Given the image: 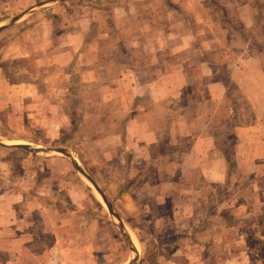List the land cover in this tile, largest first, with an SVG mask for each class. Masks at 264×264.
I'll return each mask as SVG.
<instances>
[{"label": "rangeland", "instance_id": "374dc122", "mask_svg": "<svg viewBox=\"0 0 264 264\" xmlns=\"http://www.w3.org/2000/svg\"><path fill=\"white\" fill-rule=\"evenodd\" d=\"M159 1L62 0L37 7L34 12L52 7L51 10H59L55 12L57 15H71L70 21L64 23V26L73 32L87 31V83H82L84 87H80V72L73 69L72 91L68 97L62 96V100L58 101L53 109L57 117L56 122L44 116L49 110L47 101L31 102L33 91L23 90L24 94H29L26 97L29 101L23 107L27 115L23 121L21 118L11 119L6 130L2 131H7L6 134L14 138H11V141L2 139L14 142L17 141L15 135H21L23 140L28 141L25 143L31 145L64 148L71 151L83 166V158L86 159L85 149L79 145L80 134H74L83 121L79 117L80 110L89 113L90 118L100 108L101 112L110 116L109 124L113 128L118 129L120 123L119 120H114L116 113L120 111L118 98L113 99L108 106L97 103L98 86L103 83L116 84L114 89L110 90L111 94H124L128 100L130 89L127 84H118L120 78H128L127 69L124 70L128 61L140 65V72L146 76L160 71L168 72L176 65H182L176 61L175 56L187 47L185 43H177L174 35L169 34L166 39L159 37L158 41L153 40L150 46L141 45L144 43L141 31L151 29L143 17H146V21H157L152 23L153 30L160 25L158 15L164 14L160 11ZM190 1L194 5L202 1L198 12L191 11V14H194L191 17L192 27L197 29L199 45L201 43V46L206 48L214 61V67L217 66L221 70L212 73L203 68L188 70L187 64L184 63V79L189 80L181 89L183 104L179 103L183 107L184 131L179 137V144L174 145L184 149V153L177 156L176 152H172V160L168 154L155 164L149 162L144 171L137 172L132 177H127L126 171L122 169L117 170L110 183L103 186L110 197L105 191L104 193L133 235L137 251L134 264H264V158L257 159V164L237 163L234 157L233 134L235 124L264 120V0ZM192 8L195 10L194 6ZM32 14L33 12L26 14L21 21L18 20L14 24L26 22ZM191 14L184 13L183 16ZM138 15L141 16L140 20ZM166 15L162 19L163 22L167 20ZM3 18L4 16L0 15V19ZM74 41L80 40L73 39ZM149 49L153 52L151 62H154L144 64L141 61ZM12 51H16L15 47ZM3 53L1 58L4 61L0 63L11 65L12 73L8 74L10 78L15 79V74H19V79L32 80L34 66L29 58L33 54L17 61L12 57L15 54L5 51ZM184 54H188V50H185ZM246 56L251 58V63L257 64L250 72L253 80L260 79L256 90V103L246 96V72L233 71V67H239L240 59ZM212 79L224 81L225 95L213 103L204 99L198 107L197 96H206L202 85ZM79 92L84 97H79ZM171 103L174 106V102ZM11 110V105L6 104V114ZM64 113H69L71 118H63ZM85 121L90 124L89 119ZM64 123H67V129L62 128L60 133H57L59 137L53 142L48 140L45 144L37 143L35 127L39 128V124H61L62 127ZM209 125L213 131L215 145L226 160L225 176L221 182L215 184L203 180L208 163L213 161V156L215 159L219 157L214 150L211 152L212 156L207 157V153L211 154L206 150L209 140L205 128ZM189 146H194L196 152H186V149H190ZM8 148L9 150H0L16 160H43L53 157L69 160L57 153H34L26 149L12 153L10 148L13 147ZM205 156L206 160H203ZM179 157L181 158L178 163L184 158L185 171L177 167V164L168 165L175 164ZM68 162L71 163L70 160ZM71 166L74 174H78L87 184L85 194H92L94 206L88 196L82 201L74 198L76 203L69 200L71 205L78 208H72V222L68 225L71 238H59L50 246L32 248L35 254L40 256L35 264H125L131 256L129 242L118 224L110 217L96 191L81 177L72 163ZM56 167L60 168L58 164ZM37 169L42 170V167ZM8 170L9 173H14V169ZM128 178L130 180H127ZM159 179L162 182L158 181ZM165 179L169 181L165 183ZM68 182L71 188L79 187L73 180L71 182V179L64 182L65 185L69 186ZM48 186L50 191L56 193L59 184L54 182ZM85 205L88 206L87 211ZM89 208H93L95 214H91ZM94 215L102 216L101 220L108 223L103 233L109 242L103 243L104 246L98 247L94 253H89L91 255L85 260V248H81L83 243L79 237L84 233L82 227L86 220L96 219Z\"/></svg>", "mask_w": 264, "mask_h": 264}, {"label": "crops", "instance_id": "0c3cea01", "mask_svg": "<svg viewBox=\"0 0 264 264\" xmlns=\"http://www.w3.org/2000/svg\"><path fill=\"white\" fill-rule=\"evenodd\" d=\"M37 1L40 0H0V15L4 16L3 19H0V23L35 5ZM159 3L160 11L164 15L167 14L165 17L167 20L163 22L164 15H158L160 25L153 30L152 23L157 21L149 19L146 21L144 16V22L150 25L151 29L141 31L144 41L141 45L150 46L151 42L158 41L159 37L166 39L169 34L174 35L175 41L181 45L185 43V47H187L185 50H188V54H184L185 50H183L178 52L181 54L175 56L176 61L182 65H176L173 68L175 70L160 71V73L146 76L140 72V65H136L134 61H128L125 69L123 68L127 69L128 78L119 77L120 81L118 82V84H127L130 89L128 100L124 94L119 93L115 96L111 94L110 90L114 89L116 84L103 83L98 86L97 103L100 102L108 106L113 99L118 98L120 111L114 118V120L120 121L118 129L109 124L110 116L101 112L100 108L90 118L89 113L82 110L79 112V117L83 121L80 122L79 129L74 134H80L79 145L85 149L86 159L83 158V166L103 191H105L104 184L110 183L112 175L117 170L122 169L126 171L127 177H132L137 172L144 171V167L149 165V162L155 164L168 154L172 160L174 157L172 152H176L177 156L184 153V149L174 147L179 144V137L184 131L183 107L181 106L184 96L180 93L189 81L188 78L184 79L186 75L185 68H183L184 63L187 64L188 70L189 68H203L211 73L218 69L221 70L217 66L214 67V61L206 48L202 47L201 43L199 45V40L196 37L197 29L192 27L191 17L194 14H191V11L198 12L202 1L195 5L190 0H160ZM169 6L170 9H168ZM51 8L47 7L33 12L30 18L25 20L26 22H21L20 25L16 23L0 31V61H4L1 58L4 51L15 54L12 57L17 61L33 54L29 59L34 66L32 80L25 81L19 79V74H15V79L10 78L8 74L12 73L11 65L0 63V138L7 140L14 138L6 134L7 131L2 130H6L11 119L21 118L23 121L27 115L23 107L29 101L26 98L29 94H24L23 90L31 89L33 91L31 102L47 101L49 110L44 116L56 122L57 117L53 109L55 104L62 100V96L70 95L73 69L80 72V87H84L82 83H87V31L73 32L69 27L64 26V23L69 22L72 16L57 15L55 12H59V10H55V8L51 10ZM184 13L191 15L183 16ZM138 19H141L140 15H138ZM73 39L80 41L73 42ZM13 47L16 51H12ZM157 48L159 49V47ZM152 53L151 49L145 52L141 62L150 63ZM240 60V66H234L233 71L246 72L244 87L246 96L256 103L258 97L256 90L260 79L253 80L250 77V72L257 67V64L252 62V65L249 56ZM202 86L206 96L204 98L200 95L197 96L198 107L204 99L213 103L221 100L225 95L224 81L212 79L203 83ZM11 88H13L12 91H10ZM78 96L84 97L81 92L78 93ZM171 101L174 102V106L172 103L170 104ZM6 104H10L12 107V110L7 114L5 112ZM62 117L71 118L69 113L68 115L64 113ZM87 119L90 124L85 121ZM157 119L159 120L155 121ZM38 127H35L37 143L45 144L48 143V140L53 142L56 137H59L57 133L59 134L62 128L67 129L68 125L64 123L61 127V124L57 126L39 124ZM233 127L234 157H236L237 163L248 165L254 162L257 164V159L264 158V120L241 123V125L235 124ZM205 129L209 140L206 150L209 153L214 150L216 155L219 154V157L215 159L213 156V161L208 163L203 180L215 184L221 182L225 176L226 160L215 145L210 125ZM15 136L17 141L14 142H28L23 140L21 135ZM189 147L190 149H186V152H196L197 149L195 150L194 146ZM1 148L9 150L4 146H0ZM10 149L14 153L13 151H20L22 148L13 147ZM8 155L0 150V264H35L40 256L36 255L32 248L50 246L59 238H71L72 234L69 232L68 225L72 222V208H76V210L78 208L76 205H71L69 200L76 203L74 198L82 201L88 196L89 199H92L93 206L95 201L92 194H85L88 189L87 184L81 180L78 174H74L69 160L56 157L43 160L36 158L16 160ZM81 156L83 155L81 154ZM211 156L212 153L209 155L207 153V157ZM180 158H177L175 164L168 165L175 166L177 164V167L185 171L184 158L182 162L178 163ZM203 160H206V156ZM57 164L60 168L56 167ZM39 167H42V170L38 171ZM8 169H14V173H9ZM70 179L71 182L73 180V183H76L75 185H79L77 189L71 188L69 182V186L65 185L64 182ZM123 181L125 182V178ZM158 181L162 182L161 179ZM168 181L165 179V183ZM54 182L59 184L56 193L50 191L48 186ZM105 193L107 194L106 191ZM108 197L110 196L108 195ZM79 204L82 205L83 202H79ZM85 209L87 211L88 206L85 205ZM89 210H91V214H95L93 208H89ZM94 216L96 219L86 220L82 227L84 233L79 237L80 242L83 243V245L80 244L81 248H85L84 253L87 256L85 260H88L91 255L89 253H94L98 247L104 246L103 243L109 242L103 233L108 223L101 220L102 216Z\"/></svg>", "mask_w": 264, "mask_h": 264}, {"label": "water", "instance_id": "95a60500", "mask_svg": "<svg viewBox=\"0 0 264 264\" xmlns=\"http://www.w3.org/2000/svg\"><path fill=\"white\" fill-rule=\"evenodd\" d=\"M55 1H62V0H43V1L36 3L35 5H33L31 7L26 8L25 10L16 14L15 16L10 17L7 20L1 22L0 23V31L3 30L4 28L14 24L18 20L22 19L26 14H30V13L34 12L37 7L45 6V5L49 4L50 2H55ZM0 146L22 148V149H26V150H28L30 152H34V153H37V152L57 153V154H60L62 156L67 157L71 161V163L73 164L75 169L78 171V173L81 175V177L83 179H85L87 181L88 185L96 191L101 202L103 203V206L108 211L110 217L118 224V227L120 228V230L122 231V233L126 237L127 241L129 242L130 252H131L130 255L131 256H130V259L128 260V262H126L125 264H134L135 263V261L137 260V251H136L134 243L132 241L131 232L129 231L127 225L125 224V222L123 221L121 216L114 209V207H113L112 203L110 202V200L108 199L107 195L99 187L97 182H95V180L87 172V170L82 166V164L79 162V160H77V158H75V156H73L71 151L64 149V148L31 145V144L25 143V142H10V141L3 140L2 138H0Z\"/></svg>", "mask_w": 264, "mask_h": 264}, {"label": "bare ground", "instance_id": "6f19581e", "mask_svg": "<svg viewBox=\"0 0 264 264\" xmlns=\"http://www.w3.org/2000/svg\"><path fill=\"white\" fill-rule=\"evenodd\" d=\"M132 241H133V243H134V245H135V242H134V239H133V235H132Z\"/></svg>", "mask_w": 264, "mask_h": 264}]
</instances>
